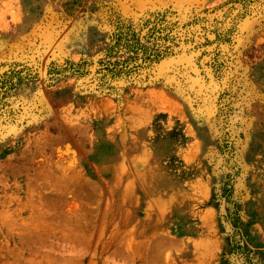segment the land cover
Instances as JSON below:
<instances>
[{
	"label": "rangeland",
	"instance_id": "obj_1",
	"mask_svg": "<svg viewBox=\"0 0 264 264\" xmlns=\"http://www.w3.org/2000/svg\"><path fill=\"white\" fill-rule=\"evenodd\" d=\"M8 77L0 264H264V0H0Z\"/></svg>",
	"mask_w": 264,
	"mask_h": 264
},
{
	"label": "trees",
	"instance_id": "obj_2",
	"mask_svg": "<svg viewBox=\"0 0 264 264\" xmlns=\"http://www.w3.org/2000/svg\"><path fill=\"white\" fill-rule=\"evenodd\" d=\"M116 36H117L115 38L116 41H117L116 44L119 43V40L123 38L125 40V43L123 44V47L126 48L130 52H135V53L137 52V48L135 46H137L138 43H133V44L130 43L129 38H127V34L122 36V34L119 32V33H117ZM6 74H7V72H5L3 75L5 76ZM12 80L13 79H11V78H9L8 80L4 79V81L0 83V89H2L5 86H7V84H9L7 88L13 87L17 82H19L20 78L18 77L17 78V82H14V83L12 82Z\"/></svg>",
	"mask_w": 264,
	"mask_h": 264
}]
</instances>
